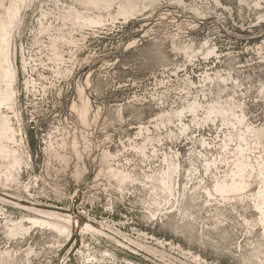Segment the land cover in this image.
Instances as JSON below:
<instances>
[{"label": "rangeland", "instance_id": "374dc122", "mask_svg": "<svg viewBox=\"0 0 264 264\" xmlns=\"http://www.w3.org/2000/svg\"><path fill=\"white\" fill-rule=\"evenodd\" d=\"M0 264H264V0H0Z\"/></svg>", "mask_w": 264, "mask_h": 264}]
</instances>
